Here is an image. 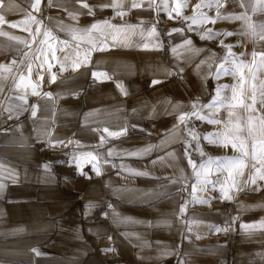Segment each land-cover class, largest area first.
I'll return each instance as SVG.
<instances>
[{
  "label": "crops",
  "instance_id": "0c3cea01",
  "mask_svg": "<svg viewBox=\"0 0 264 264\" xmlns=\"http://www.w3.org/2000/svg\"><path fill=\"white\" fill-rule=\"evenodd\" d=\"M82 2L90 5L94 15L81 8L77 0H48L46 4L48 29L59 39L69 40L72 49L78 41H72L61 27L84 29L104 20L141 27L128 36L126 45L112 47L109 37V48L93 52L89 64L78 72L70 67L61 71L59 66L56 83L39 90L52 92L51 100L9 91L16 85V69L8 86V73L0 75V163L19 174L16 183L3 181L5 187L0 193V264H177L178 248L188 264H259L264 232L249 236L239 226L264 219V187L238 189L232 200L189 204L184 220L179 214V206L191 199L194 180L183 155L185 141L190 138L184 125L175 130L173 126L181 114L193 110L194 100L199 98L198 102L204 103L211 86L209 79L221 58L219 50L197 38L182 20H159L148 0H142L139 8H132L131 0H121L123 16L116 15L111 6L100 7L110 0ZM260 16L256 14L253 20L258 23ZM41 26L46 28L43 19ZM153 26L163 50L142 47ZM172 28L183 29L184 35L168 37L166 33ZM0 31L8 34L0 36V64L8 65V60L23 49V44L9 37L24 39L21 33L1 25ZM184 38H191L195 47L204 49L190 63L184 59L188 53L183 50L179 55L171 52V47ZM79 43L81 52L90 47ZM211 53L216 56L208 59ZM201 60L206 62L197 69ZM93 71L105 73L107 78L93 79ZM153 79L161 82L152 85ZM19 96L27 103L17 99ZM21 104L26 111L15 110ZM32 105H37L35 118ZM105 128L123 130L124 134L110 137ZM42 132L51 133V137L39 139ZM50 140L63 143L50 144ZM165 140L167 143L158 147ZM149 145L154 147L147 155L107 156L110 148L118 153L133 152ZM52 147L59 151L46 150ZM63 152H67V159L59 166L56 163ZM88 152L101 157L100 175L89 163L82 165L85 175L77 174L75 162L69 166L73 154ZM48 162L50 172L46 173L43 165ZM121 164L148 175H134L122 170ZM181 170L190 178L186 191L181 190L182 183H172L181 176ZM233 217L238 219L227 232H210L207 227L211 223L223 228ZM193 220L199 224L191 223ZM105 248L113 250L102 251ZM33 249L41 254L36 255Z\"/></svg>",
  "mask_w": 264,
  "mask_h": 264
},
{
  "label": "snow or ice",
  "instance_id": "6c2138e0",
  "mask_svg": "<svg viewBox=\"0 0 264 264\" xmlns=\"http://www.w3.org/2000/svg\"><path fill=\"white\" fill-rule=\"evenodd\" d=\"M80 3V7L88 10L89 15H94L92 8L86 2H82V0H77ZM172 2V12L175 13L176 17H182V9L186 7V4L183 0H171ZM163 5V10L168 12L169 4L167 0H161ZM142 0H131L132 8L141 7ZM41 0H34L31 4V8L35 11L40 10ZM3 6V0H0V7ZM111 6L114 10H116L115 14L119 16H123V12L119 11L122 7L121 0H110L109 3H102L100 5L101 8H107ZM148 6L155 7L159 10L161 7L160 4L156 3V0H148ZM239 6L245 11L240 14H222L220 11L216 12L214 17L207 16L202 9L204 8H224L226 7V0L222 2V0H200V3H197L194 6L193 15L191 17H182L184 20H190L191 24L188 26L189 31L192 30L191 25H198L204 23H212L215 24L218 21H240L241 29L235 33L243 36L249 37L253 42L259 40L264 41V22H254L253 17L256 14H264V0H240ZM172 12H168L169 18H172ZM69 16L75 18L76 13L69 12ZM26 18L20 20L18 22L9 23V27L11 28H19L23 31H27L29 35L32 37L31 41L28 40H20L19 37L10 36L9 39L16 40L19 43L23 44L26 48L29 49L27 52H23L22 59L18 62L13 59L10 65L0 64V75L4 73H13V66L16 69V73L13 75V79L16 82V86H24L25 88L31 89V94L34 96H42L51 100L53 98L52 92H43L41 93L38 84H33L30 80L31 75L33 74V61H38V67L43 70L46 66L47 73L49 75V79L51 83H56L57 77L56 74L52 72L54 67L53 63L50 61H56L60 65V70L63 71L66 67H70L73 72H78L81 66H87L91 60L92 53L95 51H106L109 48V44L107 43V39L110 37L112 40V47L117 46V44H127L128 36L132 33H135L139 25H113L109 20L104 21H96L92 23L89 27L84 29L77 28H64L61 27L60 30L64 31L67 36L71 38L72 41H78L75 49H72L69 43V40L64 39L61 40L57 35L53 33L52 30L45 28L43 31L41 29V21H39L35 16L31 13H26ZM8 23L5 20V16L0 14V25ZM33 25H35V30L33 31ZM96 34L100 37L99 40L94 39V35ZM168 37H172L173 34L184 35L183 29L181 28H172L168 30L166 33ZM221 33L214 31L209 28L207 31L203 33H198L200 39L203 40H213ZM234 33L229 31H224V36L233 35ZM8 34L0 31V36H7ZM141 36H144L145 33L143 30L140 32ZM38 39V37H41ZM146 36L148 38V42L143 44L144 49L154 48L156 50H163V43L159 39V35L157 33L156 27L153 26L148 29ZM90 45L86 50L81 52L80 43ZM35 45V48L33 47ZM220 46L226 49V53L222 58L219 59V63L216 66V71L213 74V78L219 79L221 75H230L234 78H237L239 83L232 85H218L213 91L214 94L211 97V102L209 104H200L197 98L192 103V111L183 113L179 116L177 124L173 126V130L179 128L180 125H184L185 131L190 139L185 141L184 145V157L187 159V164L189 168H191V179L194 180L191 183V192L189 195L191 199H185L184 202L179 206V214L180 219H186L185 213L189 204H207L209 201L201 199L197 196L199 191H203L206 188H216V183L209 179V175L213 171H226L228 173V180L219 186V191L221 193V198L225 200H232L233 197L230 195V192L233 189H239L241 181L237 178L244 175V169L248 166L249 161H254L253 168L254 172L248 177L247 180L243 181L244 184H248L249 182L253 185L257 183V181H264V115H256V116H248L246 120L242 119L236 114L237 108H243L249 112H255V105L257 101L264 104V80H260L257 84L255 81L257 79V73L264 72V51L258 52L253 50L251 52V62H247L242 59L245 53H242L240 56L235 55L231 49L232 45H226L221 41ZM68 51H65V49ZM63 52L64 55L62 57H57L56 51ZM188 53L187 56L184 57L186 62H192L193 57L199 55L204 52V49L197 48L193 45V41L191 38H184L180 44H177L171 47V52L173 54L179 55L180 51ZM215 53H211V56L208 59H212L215 57ZM50 57V58H49ZM42 58V59H41ZM206 61L201 60L200 64L196 65L197 69L200 68L202 64ZM27 68L28 76L23 74L24 68ZM211 67V64H209ZM245 69H247V75H245ZM184 69L180 68L179 72L183 73ZM18 75V79L16 76ZM93 79H102L107 78L105 73H98L96 71L92 72ZM39 80H43V76H38ZM160 80L153 79L151 81L152 85H156L160 83ZM247 84V88L245 85ZM118 88H121L124 91L123 86L117 84ZM231 89V96L228 97L225 95V92L228 89ZM251 93L248 95V93ZM23 104L27 103V100L24 96L17 97ZM247 100H251V103H246ZM23 104L15 106V110H27L23 109ZM215 115L220 111L221 108H225L228 110V119L222 120L219 118L213 119L210 117H206L201 113L205 108H213ZM10 112L13 109H8ZM31 114L32 117L35 118L37 114V105L31 106ZM11 115L9 119H11ZM195 118L199 121H206L210 124H222L224 130L216 133H209L203 136V140L212 144H221L224 146L231 145L232 149L239 153L236 156H225L219 157L216 159L208 158L203 159L204 152L200 149L199 143L201 137L199 134L195 132V130L189 127V121ZM104 132L107 136L110 137H119L124 134L123 130L120 132L109 131L107 128L104 129ZM247 133L245 136L244 133ZM170 135V133H169ZM51 133L42 132L40 133L39 139L50 138ZM105 142V137L101 136V143ZM192 142L196 143L195 151L199 153L202 158L199 163H197L192 156L191 145ZM250 142V144H249ZM63 141L60 140H50V144H61ZM69 144L72 141L68 142ZM167 141H162L158 147H163ZM65 147L68 145L65 144ZM154 146L149 145L146 148L133 151V152H116L115 149H109L107 151L108 157L114 156H133L139 157L141 155H147L150 153ZM174 153H168V156L174 157ZM101 157L94 155L91 152L83 153L80 155L73 154L72 161L69 162V166H71L72 162H75L77 167L78 175H85L83 172L82 165L84 163L91 164V169L96 175L101 174V170L99 167ZM107 162V161H105ZM51 162L45 163L43 167L45 168L46 173L50 172L49 164ZM155 163V161H153ZM259 167H256V165ZM122 170H126L131 172L137 176H147L148 173L135 171L131 169H126L123 164L120 165ZM181 176L172 179V183H182V191H186L188 188L189 177L183 175V170H181ZM18 172L14 168L6 166L3 163H0V193L3 192L5 187L4 180H10L12 183H16L18 180ZM65 179H69L70 177H65ZM259 190V189H257ZM112 205H109L111 208ZM238 217H233L230 224H226L225 227L221 228L214 224L209 223L207 225L210 232L219 233L221 231L227 232L229 226L234 225ZM191 223L199 224V221H191ZM240 230L242 233H245L249 236L253 235L256 231L264 232V219L260 221L246 222L240 224ZM233 231L235 229L233 228ZM208 234V233H205ZM200 236L197 235V239ZM111 239V238H109ZM181 240H183V236L181 233ZM111 248L102 249V251H112ZM201 252L205 251L203 249ZM36 255H40L41 253L37 249H33ZM181 248L176 250L178 255L177 264H188V262L183 258L181 254ZM260 256L259 264H264V252L258 253Z\"/></svg>",
  "mask_w": 264,
  "mask_h": 264
},
{
  "label": "rangeland",
  "instance_id": "374dc122",
  "mask_svg": "<svg viewBox=\"0 0 264 264\" xmlns=\"http://www.w3.org/2000/svg\"><path fill=\"white\" fill-rule=\"evenodd\" d=\"M47 1L48 0H42L43 3L40 5V10L35 11L31 8V4L34 2V0H17V2L14 0H3V7L1 8L2 10H0V14H3L5 16V20L8 23H5L1 26L5 27L8 31H11V32L15 31V32L21 33L24 40L31 41L32 37L29 35L27 31H23L19 28H11L9 27V23L18 22L20 20H23L26 18V15H25L26 13H31L39 21L43 19L46 24V28L48 29L47 22H46L47 17L45 13ZM167 2L169 4L168 12H172V7H173L172 2L171 0H167ZM183 2L186 4V7L182 9V17H191L193 15L194 6L197 3H200V0H183ZM222 2H225V0H222ZM156 3L160 4L161 7L159 8V10L156 9L155 7H152V13H154V15L159 18V20L166 22V21H174L175 19H179V20H182L186 24L187 27L191 24L190 20H184L182 19V17H176L174 12H172V18H169L168 12H165L163 10V5L161 3V0H156ZM239 4H240L239 0H226V7L224 8H220V9H216L214 7L204 8L202 9V11L209 17H214L217 11H220L222 14H227V13L240 14L241 12L245 11V9H242L239 6ZM259 15H261L259 17V22H264V14H259ZM32 27L34 31L35 25H33ZM191 27H192L191 31L193 32V34L199 39H200V36L198 35V33H203L207 31V29L209 28L221 33L219 36H217L213 40H203V41H207V42L214 44L216 48L219 50L221 58L226 53V49L220 46L221 41H223V43L226 45H232L233 47L231 51L235 55L240 56L242 53H245L246 55H244L242 59L246 60L247 62H251V59H252L251 52L253 50L258 51V52L264 51V41L257 40L253 42L247 36L235 34L241 29L240 21H235V20L218 21L215 24L204 23V24H198V25H191ZM41 29L43 30L44 27L41 26ZM224 31H229L234 34L229 35V36H224L223 35ZM22 47L23 49L18 56H14L12 59L8 60V65H10L13 59L19 62L23 57V52L29 51V49L26 48L24 45ZM33 47L35 48V45ZM56 55L57 57H62L63 52L57 49ZM50 62H52L54 65L52 72L55 74H58L59 71L57 68L60 66L59 63L56 61H50ZM33 63H34L33 74L31 75L30 80L33 84H38L39 85L38 90H40L41 88H44L50 83L49 75L47 73L46 66L43 70H41L38 67V64H39L38 61H33ZM14 69L15 67L13 66V72H14ZM215 71H216V67L214 68L213 74L215 73ZM23 72L25 76H28L26 67ZM11 75L12 73H8L6 75L8 79L7 86H8L9 80L11 79ZM245 75H247V69H245ZM38 76H43L44 79L39 80ZM260 80H264V72L257 73V79L255 82L258 84ZM209 82L211 86H210L209 92L203 104H209L211 102V97L214 94L213 90L218 85H225V84L232 85V84L239 83L237 78H234L230 75H221L219 79L213 78V75H212L211 78L209 79ZM245 87L247 88V84L245 85ZM9 91H19V92H23L28 95L31 94V89L25 88L24 86L17 87L16 85H13V86H10ZM250 94L251 93L249 92L248 95ZM225 95L228 97L231 96L230 88L225 92ZM246 103H251V100H247ZM255 109H256L255 112H249L243 108H237L235 111H236V114L244 120H246L248 116L264 115V104L257 101L255 105ZM214 110H215L214 106L213 108H205L201 114L206 117L213 118V119H216V118H219L222 120L228 119L227 109L221 108L218 113L213 115L212 113L214 112ZM189 127L193 128L195 132L199 134L201 137L199 147L205 154L203 159H208V158L216 159L219 157H225V156L231 157V156L239 155L238 152L232 149L231 145L224 146L218 143L212 144V143H209L203 140V136L206 134L223 131L224 127L222 124L220 125L210 124V123H207L206 121L202 122V121L196 120L195 118H192V120L190 121ZM244 135L246 136L247 133L245 132ZM195 148H196V143L192 142V146H191L192 156H193V159L197 163H199L202 158L200 157L199 153L195 151ZM254 163H255L254 161H249L248 166L243 170L244 175L238 178L241 181L240 186H239V189H240L239 192L241 190L249 191V190H255V189L264 187V181H259V180L257 181L255 185L251 184L250 182L248 184L243 183V181L247 180L248 177L254 172L255 170L253 168ZM256 167H259V165L257 164ZM209 179L213 180L216 183L217 187L216 188L209 187V188L204 189L203 191H199L197 193V196L200 197L201 199H204L210 202L225 200L221 198L219 186L221 184H224L228 180V173L226 171H213L209 175ZM237 192H238V189H233L230 192V195L234 197L237 194Z\"/></svg>",
  "mask_w": 264,
  "mask_h": 264
},
{
  "label": "built area",
  "instance_id": "2783aa9c",
  "mask_svg": "<svg viewBox=\"0 0 264 264\" xmlns=\"http://www.w3.org/2000/svg\"><path fill=\"white\" fill-rule=\"evenodd\" d=\"M46 150L59 151V149H57V147L47 148ZM66 159H67V152H63V153H61L60 158L56 164H58L59 166L64 165L66 162Z\"/></svg>",
  "mask_w": 264,
  "mask_h": 264
}]
</instances>
